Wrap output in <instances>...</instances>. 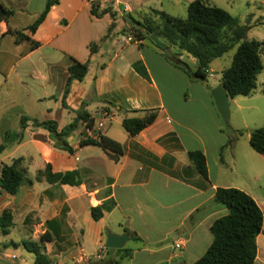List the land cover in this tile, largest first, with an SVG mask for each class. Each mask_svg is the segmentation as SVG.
Instances as JSON below:
<instances>
[{
    "label": "crops",
    "instance_id": "1",
    "mask_svg": "<svg viewBox=\"0 0 264 264\" xmlns=\"http://www.w3.org/2000/svg\"><path fill=\"white\" fill-rule=\"evenodd\" d=\"M95 1L100 3L101 11L111 9L116 14V28L110 33L111 17L96 19L90 13V4ZM184 1L187 2L184 6L188 7L195 0ZM46 2L27 1L25 11L32 16V24L45 9ZM174 2L181 4L180 0ZM139 8L146 12L138 13L144 15L140 23L149 18L152 10L160 11L151 0H60L34 34L26 31L32 24L19 30L8 21L0 20V40L11 38L15 51L20 53L2 85H7L11 77L19 85H25L36 114L24 116L42 122L54 121L61 132L74 123L83 108L94 118L95 129L99 131V125L103 124L101 134L121 144L124 150L123 156L115 162L101 148H80L83 132L78 129L67 138L75 151L69 155L55 147L48 131L29 122L23 142L0 156V168L21 158L24 160L22 168L27 171L19 195L11 196L0 190V217L5 211L13 217L9 234L4 235L0 230V248L4 251L0 264H34V260L25 255L27 251L23 246H16L25 239H12L13 234L16 236L22 231H34L35 241L50 232L53 242L44 243L43 249L44 246L47 250L54 246L62 248L56 264H74L72 255L81 253L87 259L84 264L102 260H108L109 264H132L139 255L144 256L142 260L146 262L157 256L152 264H194L213 243L211 226L227 214L225 207L214 203L218 188L244 191L264 211V196L246 189L248 168L240 173L235 168L234 155L227 162L224 152L221 160L228 137L222 132L223 121L210 90L221 81L216 84L191 82L183 70L172 65L166 55L147 40L124 42L126 35L120 31L131 27L125 16L136 13ZM120 20L124 24L121 25ZM9 30L23 32L39 47L32 50L29 41L17 44ZM92 44H99L94 54L90 52ZM187 58L188 61L184 55L181 57L195 70L196 61ZM138 61L143 63L150 80L136 72L134 64ZM76 62L87 63L88 74L83 81H72L66 96L69 68ZM30 80L37 81L38 93H32ZM150 111H157V118L147 129L135 137L124 130L125 119L142 118ZM3 131L6 130L0 129V133ZM72 137L74 143L70 142ZM192 152L205 156L208 180L191 163L189 153ZM47 165H51L56 174L79 171L83 184L72 187L51 185L45 178L36 180ZM224 172H231L233 181H243V184H223L227 182ZM30 180L35 183L30 184ZM253 180L254 184L259 183L258 176ZM110 200L116 203L115 208L100 221H94L91 210ZM48 222H56V225L50 228ZM108 234L128 235L130 240L125 248L132 250L131 256L123 258L118 250L109 251ZM263 234L264 230L257 239L255 264H264V251L260 250ZM131 235L140 241L132 240ZM152 235L158 238L152 240ZM88 236L95 245L89 255L83 246ZM177 241L183 243L182 249H178L180 253L175 252ZM130 242L138 246L128 248ZM153 243L157 245L155 250L149 247ZM13 252L22 257L12 260L8 255Z\"/></svg>",
    "mask_w": 264,
    "mask_h": 264
},
{
    "label": "trees",
    "instance_id": "2",
    "mask_svg": "<svg viewBox=\"0 0 264 264\" xmlns=\"http://www.w3.org/2000/svg\"><path fill=\"white\" fill-rule=\"evenodd\" d=\"M60 0H47L45 9L37 20L26 30L34 34L39 26L45 21L52 7L59 4ZM90 13L92 17L101 19L109 15L112 24L108 29L110 33L115 26L116 14L111 9L100 10L99 2H91ZM2 5H0V14H9ZM11 14V13H10ZM135 41L147 40L157 49L151 40L152 35H156L167 48L172 50L173 58H167L175 67L183 70L190 78L191 82L207 83L210 76V66L218 59L224 57L227 53L234 50L232 64L229 68L223 70L221 83L228 93L230 99L237 97H250L258 89V77L264 71V42L245 40L247 29L241 27L237 18H234L225 10L216 6H211L202 0H195L188 6L187 18H177L166 14L163 11L152 10L149 18L144 22H134ZM19 44L23 41L31 43V49L39 47L38 43L30 41V38L23 32L8 31ZM105 37L101 40L103 42ZM99 48V44L90 46L91 54H94ZM187 55L196 61V69H192L181 57ZM136 72L146 80H150L148 72L143 63L138 61L134 64ZM88 64L74 63L69 68V80L66 88V96L69 92V86L72 81H83L88 74ZM212 90V89H210ZM264 93V90H263ZM157 118V111L146 112L142 118L125 119L123 121L124 130L132 137L137 136L142 131L152 125ZM32 122L36 128H42L49 132L50 138L55 143V147L74 154V149L68 144L67 138L77 131L80 126L87 129L95 128V120L83 108L77 113V118L68 127L61 132L58 131L56 122L39 121L22 116L20 120L19 131L1 132L2 144L0 145V156L5 150L15 144H20L24 140V133L28 123ZM224 134H228V144L221 151V160L223 161V152L226 148L232 146L236 140L228 132L222 129ZM239 136L242 131H237ZM80 148L98 147L106 152L113 161L118 162L123 156V147L118 142L99 134L98 137H89L81 133ZM250 146L259 155L264 156V128L256 129L250 134ZM189 159L197 172L208 180V167L206 158L201 152L189 153ZM23 159H17L9 165L0 168V179L2 185L0 190L11 196L19 195L22 185L26 181L27 171L22 168ZM45 178L51 184L68 185L78 187L83 184L81 173L79 171L67 173H53L51 165H47L44 171H40L36 180ZM34 184V180L28 181ZM214 203L220 204L227 209V214L217 219L210 230L214 237L213 243L205 255L194 264H255L258 256L257 239L261 235L264 227V213L257 202L247 193L235 188H218L215 193ZM116 206L113 200L105 202L103 205L93 208L91 215L94 221H100L105 213L111 212ZM56 222H48V227H53ZM13 227V217L9 211H5L0 217V230L4 235H8ZM131 239L140 241L136 236L131 235ZM53 237L50 232H45L38 241L24 240L19 246L30 254L34 255V264H52L51 259L44 252L43 244L52 243ZM112 251V250H109ZM123 254V258H128L132 254L131 249L118 250ZM88 264H109L108 260H102L97 263ZM114 264H120L115 262Z\"/></svg>",
    "mask_w": 264,
    "mask_h": 264
},
{
    "label": "rangeland",
    "instance_id": "3",
    "mask_svg": "<svg viewBox=\"0 0 264 264\" xmlns=\"http://www.w3.org/2000/svg\"><path fill=\"white\" fill-rule=\"evenodd\" d=\"M28 0H0V5H2L10 13L0 14V20H6L10 23V26L13 28H18L19 30L26 28L34 21L32 16L25 11V6ZM142 2V0H138ZM147 1V0H146ZM153 5H156L157 9L165 12L168 15L177 17V18H187L188 11L184 5L187 4L186 1L180 0V3L174 2V0H151ZM205 3L216 6L228 12L234 18H237L241 27L247 29L245 40L247 41H259L264 42V0H202ZM37 1H35L36 3ZM146 3V2H144ZM151 3V2H150ZM145 5V4H144ZM140 6V5H139ZM188 6V5H187ZM136 13L125 16V21L127 25L131 27H124L120 33L126 35V40L134 39V22L143 21L144 15H138L140 12H145L144 9H137ZM146 13V12H145ZM141 16V17H139ZM120 20V24H124ZM116 28V25L114 26ZM11 38H5L0 40V68L2 73L0 74V129L6 131H16L20 127L21 117L24 115L36 114L33 109V104L28 96V90L25 85H19L14 78H10L7 82V85H2V82L5 81L4 77L9 70V67L16 63L17 59L20 56L19 52L15 51V44L11 42ZM237 48V47H236ZM236 48L229 53H227L221 59L215 60L210 67V73L212 72L213 77L208 78V82L213 84L219 83L222 79L223 70L229 68L232 64L233 57L236 53ZM188 61L187 55H184ZM190 61H193L192 58ZM264 59V56H263ZM184 61L186 64L187 61ZM189 65V64H188ZM190 66V65H189ZM212 70V71H211ZM209 73V74H210ZM202 83V82H199ZM30 88L32 93H38V83L35 80H30ZM264 88V71L258 77V89L250 97H237L231 99L230 101V117L228 123L222 122V129L229 133V135L236 140L233 142L232 146L226 148L224 151V158L227 159V162L231 161V156L234 155L236 160V169L240 173H245L248 168V187L246 189L249 192L254 194L261 193L264 196V158L260 157L250 146L249 135L251 131L256 129L264 128V94L261 93ZM213 90V89H212ZM27 91V92H26ZM215 104V103H214ZM84 134H87V128L80 126ZM237 131H242L243 135L239 136L236 134ZM226 135V134H225ZM228 135V134H227ZM226 135V136H227ZM82 138V137H81ZM71 143H74V137L70 140ZM0 144H2V137L0 133ZM224 176L227 177V182L223 183L227 186H235V184H243V181L234 182V175L231 172H224ZM258 176L259 183L254 184L253 178ZM233 178V179H232ZM241 180V178H239ZM233 184V185H232ZM238 185V186H239ZM247 186V185H246ZM262 189H261V188ZM264 212V211H263ZM88 227L85 225V230ZM264 230V229H263ZM20 232V231H19ZM34 232V231H33ZM33 232H20L16 236L13 234L12 239H22V240H34V237L37 236ZM15 233V232H14ZM16 234V233H15ZM264 235V234H263ZM15 236V237H14ZM2 238V234H0ZM158 235H152V240H156ZM35 241V240H34ZM86 243L83 245L86 254H92L95 249L94 243L91 241L88 236ZM174 241H171L173 244ZM43 246V245H42ZM138 244L130 242L128 248H135ZM155 243L150 245L151 249L155 250ZM44 252L51 259L52 264H56L59 261L60 253L62 248L59 247H50L47 250V246H44ZM169 249H172V246H169ZM260 250L264 251V236L260 239ZM3 250L0 248V257L4 258ZM176 253H180L178 249L175 250ZM14 253V252H13ZM30 260H34V256L28 252L25 254ZM59 256V257H58ZM12 260L14 258L22 257L19 254L8 255ZM66 257V256H65ZM144 256L139 255L138 258L132 264H152L157 260V256L149 258L147 262L142 260ZM72 258L74 259V264H84L87 259H85L84 253L82 254H73ZM83 258V259H82ZM82 259V260H80ZM127 264V263H125ZM130 264V263H128ZM171 264V263H169Z\"/></svg>",
    "mask_w": 264,
    "mask_h": 264
},
{
    "label": "water",
    "instance_id": "4",
    "mask_svg": "<svg viewBox=\"0 0 264 264\" xmlns=\"http://www.w3.org/2000/svg\"><path fill=\"white\" fill-rule=\"evenodd\" d=\"M150 38L157 47L163 50V53L167 58H173L174 54L172 53V51L167 48V46L163 42H161L156 35H152ZM211 96L214 100L215 107L221 119L225 123H228L230 117V97L228 96V93L223 87L222 83L211 91ZM252 133L253 131L250 132V134ZM0 185H2L1 179ZM129 240L130 238L128 235L108 234L106 239V247L110 250H122L125 248ZM166 243L169 244L170 241H167ZM171 264L177 263L173 262Z\"/></svg>",
    "mask_w": 264,
    "mask_h": 264
},
{
    "label": "built area",
    "instance_id": "5",
    "mask_svg": "<svg viewBox=\"0 0 264 264\" xmlns=\"http://www.w3.org/2000/svg\"><path fill=\"white\" fill-rule=\"evenodd\" d=\"M128 41L130 42V41H132V39H129ZM210 77H213L212 72L210 73ZM103 127H104V125H103V124H100V125H99V131H97L95 128H94V129H87V135H88L89 137H94V138H96V137L99 136V134H101L100 131H101V129H103ZM175 245H176V248H177V249H182V247H183V243L180 242V241H177V242L175 243Z\"/></svg>",
    "mask_w": 264,
    "mask_h": 264
}]
</instances>
